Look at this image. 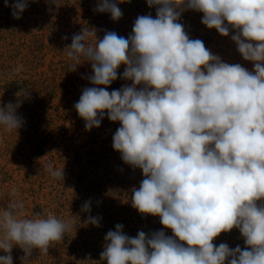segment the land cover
<instances>
[{
    "label": "clouds",
    "instance_id": "9594fccd",
    "mask_svg": "<svg viewBox=\"0 0 264 264\" xmlns=\"http://www.w3.org/2000/svg\"><path fill=\"white\" fill-rule=\"evenodd\" d=\"M28 2L4 0L17 19ZM146 2L158 6L156 17L138 16L127 38L109 31L93 46L82 31L67 47L75 66L81 58L91 63L88 79L96 85L83 89L74 105L85 128L99 127L105 114L120 122L112 146L144 175L133 190L132 206L158 216L173 233L139 231L130 237L117 224L105 236L101 259L107 264H264V0ZM185 10L203 13L202 23L222 36L235 30L231 39L254 70L223 62L202 40L191 39L178 22ZM95 11L109 12L113 20L122 17L117 0H100ZM121 64L126 65L121 78L132 85L111 92L98 87L115 81ZM19 106L0 107L5 131L22 127ZM46 170L63 179V169L49 164ZM23 208L16 201L3 211L0 250L9 254L0 256V264H13V245L22 248L25 260L34 249L47 254L73 228L70 220L54 215L18 218ZM83 210L90 211L89 203ZM87 222L99 226L98 217ZM234 228L248 247L213 243Z\"/></svg>",
    "mask_w": 264,
    "mask_h": 264
},
{
    "label": "rangeland",
    "instance_id": "374dc122",
    "mask_svg": "<svg viewBox=\"0 0 264 264\" xmlns=\"http://www.w3.org/2000/svg\"><path fill=\"white\" fill-rule=\"evenodd\" d=\"M99 2L29 0L17 19L0 0V107L19 102L17 115L24 121L17 132L0 127V220L9 204L22 201L18 218L54 215L73 224L47 254L34 249L25 260L22 248L13 245V264H107L100 254L107 232L115 231L117 224L130 237L160 230L173 235L158 216L141 214L132 206L133 190L144 175L140 168L126 164L112 146L120 122L110 121L105 114L99 127L87 130L74 107L83 89L96 85L88 79L93 74L91 63L81 58L75 66L76 61L67 56L72 36L86 31V43L93 46L109 31L127 38L136 18L149 14L155 18L158 7H149L146 0H117L122 17L113 20L111 13L95 11ZM202 17L201 12L185 10L178 22L191 39L202 40L223 62L253 71L254 62L244 60L231 39L235 30L222 36L207 28ZM125 67L119 66L118 78L110 85L98 87L111 92L131 86V80L121 78ZM49 164L63 169L62 180L50 177ZM86 203L90 211L83 210ZM89 216L98 217L99 226L88 223ZM3 233L0 224V238ZM213 243H226L232 249L248 247L236 228L222 232ZM8 254L0 250V256Z\"/></svg>",
    "mask_w": 264,
    "mask_h": 264
}]
</instances>
